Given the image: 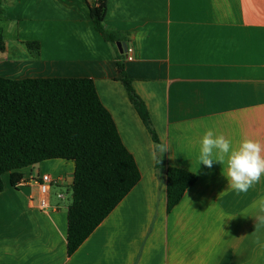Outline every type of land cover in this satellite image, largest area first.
<instances>
[{"label":"crops","instance_id":"obj_1","mask_svg":"<svg viewBox=\"0 0 264 264\" xmlns=\"http://www.w3.org/2000/svg\"><path fill=\"white\" fill-rule=\"evenodd\" d=\"M94 1L2 0L0 77L92 79L140 181L69 255L65 201L75 164L54 159L23 168L19 188L5 174L0 264H264V224L256 220L264 213L253 207L264 198V176L237 194L222 174L226 164L209 169L198 162L208 129L233 147L245 138L264 145V0H107L104 25L127 36V76L159 143L169 147L159 164V143L130 100L114 48L91 19ZM168 167L197 176L170 212ZM44 175L55 180L46 210L39 207ZM55 187L61 201L54 203Z\"/></svg>","mask_w":264,"mask_h":264},{"label":"trees","instance_id":"obj_2","mask_svg":"<svg viewBox=\"0 0 264 264\" xmlns=\"http://www.w3.org/2000/svg\"><path fill=\"white\" fill-rule=\"evenodd\" d=\"M107 0L89 4L95 29L114 50L118 73L130 100L156 143H159L146 104L128 78L118 42L127 36L105 27ZM6 11L0 0V22ZM38 43H28L31 48ZM6 40L0 26V53ZM75 164L68 208V254H74L94 230L138 184L141 175L133 155L124 145L111 113L103 105L95 83L89 78L0 77V193L3 177L19 188L24 180L19 170L47 160ZM187 170L167 168V198L170 212L196 183Z\"/></svg>","mask_w":264,"mask_h":264},{"label":"clouds","instance_id":"obj_3","mask_svg":"<svg viewBox=\"0 0 264 264\" xmlns=\"http://www.w3.org/2000/svg\"><path fill=\"white\" fill-rule=\"evenodd\" d=\"M168 150L169 147L165 143L154 146L153 158L158 164L160 156ZM198 162L209 169L214 162L226 164L227 171L222 174L227 178L229 188L237 194L247 193L264 176V145L259 141L245 138L238 146L233 147L231 140L222 133L218 134L208 129L200 140ZM253 207L264 213V198L256 201ZM256 220L264 224V215L257 216Z\"/></svg>","mask_w":264,"mask_h":264},{"label":"built area","instance_id":"obj_4","mask_svg":"<svg viewBox=\"0 0 264 264\" xmlns=\"http://www.w3.org/2000/svg\"><path fill=\"white\" fill-rule=\"evenodd\" d=\"M131 52L128 49L126 55L128 58L131 59L129 53ZM55 182V180L50 175H44L41 177V181L39 182V192H40V200H39V207L42 210H46L50 208L49 204V195H50V187Z\"/></svg>","mask_w":264,"mask_h":264},{"label":"rangeland","instance_id":"obj_5","mask_svg":"<svg viewBox=\"0 0 264 264\" xmlns=\"http://www.w3.org/2000/svg\"><path fill=\"white\" fill-rule=\"evenodd\" d=\"M57 193H58V189H57V187H55L53 189V201H54V203L57 201H59V202L61 201L60 199H58ZM71 201H72V192H71V188H69V193H67V198H66L65 203H71Z\"/></svg>","mask_w":264,"mask_h":264},{"label":"water","instance_id":"obj_6","mask_svg":"<svg viewBox=\"0 0 264 264\" xmlns=\"http://www.w3.org/2000/svg\"><path fill=\"white\" fill-rule=\"evenodd\" d=\"M117 47L121 54H126L128 51V46L125 42H118Z\"/></svg>","mask_w":264,"mask_h":264}]
</instances>
